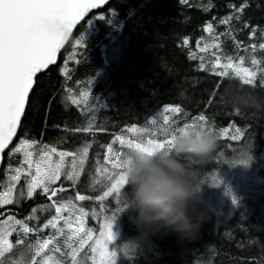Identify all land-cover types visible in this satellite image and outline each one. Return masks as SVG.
Listing matches in <instances>:
<instances>
[{
	"label": "trees",
	"instance_id": "obj_1",
	"mask_svg": "<svg viewBox=\"0 0 264 264\" xmlns=\"http://www.w3.org/2000/svg\"><path fill=\"white\" fill-rule=\"evenodd\" d=\"M242 2L109 0L77 25L58 53L56 66H49L41 78L45 103L33 111L28 138L42 142L34 146L36 152L47 143L74 152L85 141L90 142L80 180L73 186L62 176L55 186H63L65 191H58L54 198H71L88 216L95 213L99 221L88 220V225L96 229L93 237L106 215H112L109 210L116 207V200L112 196L95 200L105 189L89 187L88 178L95 175L96 167L106 164L103 157L116 136L134 139L139 133L135 130L141 128L133 130L132 125L151 128V118L159 121L165 104L181 106L179 113H167L175 126L191 123L193 117L203 113L215 128L235 124L242 129L238 140L219 139L214 156L198 165L201 208L206 209L199 230L188 238L159 230L145 240L131 219V207H123L112 223L116 234L109 244V250L116 252L115 264H264V112L236 114L224 95L228 85L260 93H264V85L259 82L260 76L248 86L237 78H217L197 67L201 57L204 62L213 59L210 49L219 40L217 55L234 59L255 56L260 61L257 65L248 59L244 66L264 69V50L259 48L264 42V0H247L241 13L247 27L235 19L228 25L219 23L233 11L230 5L238 7ZM209 22L212 32L204 30ZM252 26L257 32L249 36ZM81 38L83 44L75 45ZM82 93H87L86 100ZM70 95L80 101L79 105L72 103ZM89 118H94L97 131H72L86 127ZM7 151L0 165V187L7 179V165H15L20 159L19 155L9 159ZM71 161L72 157L66 156V169ZM214 174L220 183L213 182ZM76 192L92 199L78 201ZM48 203L38 189L33 198L10 206V214L22 219L31 207ZM38 217L37 221L26 222L31 227L49 218L41 212ZM51 231L43 229L41 234L46 236ZM16 236L12 234L13 242Z\"/></svg>",
	"mask_w": 264,
	"mask_h": 264
},
{
	"label": "snow or ice",
	"instance_id": "obj_2",
	"mask_svg": "<svg viewBox=\"0 0 264 264\" xmlns=\"http://www.w3.org/2000/svg\"><path fill=\"white\" fill-rule=\"evenodd\" d=\"M103 3L104 0H0V160L6 150L9 159L14 155L20 156L18 163L7 165V179L0 187V264H115L116 252L109 250V244L113 240L112 223L115 216L126 206L125 191H122L127 183L123 160L125 152H116L109 144L103 159L111 167L98 166L95 175L88 178L89 187L101 182L106 184V190L102 195L95 196V200L102 201L109 196L116 200V207L109 210L112 215L105 218L100 225L99 234L93 237L92 229L84 228V218L87 215L85 209L78 207L71 198H54L58 191H65L63 186L59 189L55 186L62 176L73 186L80 180L90 142L85 141L74 152L58 149L51 143L43 144L36 152L34 146H39L42 142L28 138V125L33 111L42 108L45 103L41 78L49 66H56L58 53L68 41L76 22L88 10ZM229 7L233 11L221 18L219 23L228 25L235 19L247 27V21L241 17L247 7V0H243L238 7ZM204 30L212 32V23H206ZM261 31L264 32V28ZM256 32L257 28L252 26L249 36H254ZM82 44V38L75 41V45ZM214 46L219 48V40L215 41ZM204 47L207 48L208 45L205 44ZM251 47L254 48L255 45ZM259 48L264 50V42L259 44ZM189 56L191 58V53ZM212 57L207 66L201 57L197 67L213 73L217 78H237L242 85L248 86L254 84L259 71V82L264 85V69L253 70L244 66V56L234 59L230 55L221 56L213 52ZM259 62L255 56L252 57L253 66ZM81 95L86 100L87 93ZM68 98L73 104L79 105L80 101L76 97L70 95ZM169 111L179 113L181 106L165 104L159 113L160 120L153 116L150 121L152 127L140 129L145 136L152 138L139 142L135 139L125 140L120 136L114 139L128 150L163 147L171 140L170 136L164 134L165 127L172 126L178 130L189 124L175 126L174 121H169ZM233 111L240 114L235 109ZM207 119L201 113L193 117L191 123L199 121L207 124ZM93 121L94 118H89L86 127H78L72 131L95 132L98 129L93 127ZM212 127L215 129L214 125ZM132 129L135 130L136 125H132ZM219 132L224 135L228 133V128H220ZM157 136L163 138L156 139ZM240 136V129H235L231 139L235 141ZM54 155L58 158L54 159ZM69 155L72 161L66 169L64 158ZM212 180L220 183L215 174ZM38 189L41 195L47 197V205L31 207L28 215L22 219H18L16 214H10V206H18L22 200L33 198ZM75 199L84 201L92 197L76 192ZM233 200L236 201L235 196ZM45 208L53 210L54 214H50L43 223H35L30 227L26 221H37L38 210ZM49 228L52 231L46 236L41 234L43 229ZM13 233L17 234L14 242L9 239ZM33 236L35 239H32ZM249 264L256 262L249 261Z\"/></svg>",
	"mask_w": 264,
	"mask_h": 264
},
{
	"label": "clouds",
	"instance_id": "obj_3",
	"mask_svg": "<svg viewBox=\"0 0 264 264\" xmlns=\"http://www.w3.org/2000/svg\"><path fill=\"white\" fill-rule=\"evenodd\" d=\"M224 95L241 115L264 112V93L228 85ZM164 134L171 140L163 147L132 148L123 157L125 207H131V219L145 240L159 230L174 231L182 238L199 230L206 209L201 208L198 165L210 160L219 146L218 132L199 121L178 130L167 126Z\"/></svg>",
	"mask_w": 264,
	"mask_h": 264
},
{
	"label": "rangeland",
	"instance_id": "obj_4",
	"mask_svg": "<svg viewBox=\"0 0 264 264\" xmlns=\"http://www.w3.org/2000/svg\"><path fill=\"white\" fill-rule=\"evenodd\" d=\"M211 51H213V52H216V47L215 46H213L211 49H210ZM217 54V53H216ZM248 59H252V57H246L245 58V61L244 62H247V60ZM205 63H206V66L210 63V62H208V61H205ZM253 70H254V68H253ZM260 76V72L258 71L257 72V77L256 78H258ZM158 119H160V118H158ZM151 121V120H150ZM207 124H209L208 122H207ZM211 125V124H210ZM136 128H141V129H143V128H146V126H143V125H139V126H136ZM222 128H228V133H226V134H224V135H220V132H219V129L218 128H215L216 129V131L218 132V135H219V139H223V138H229V139H231V135L232 134H235V129H240V132H241V136H242V129L239 127V126H237V125H235V124H230V125H228V126H224V127H222ZM133 131V130H132ZM135 131H137V132H139V133H137V134H134V139L135 140H137L138 142L139 141H144V140H146V139H148V138H152V137H147V136H145V134L143 133V132H141L140 131V129H137V130H135ZM130 135H133L132 133H130ZM240 136V137H241ZM159 136H157V137H155L156 139L158 138ZM126 139V138H125ZM126 140H132V139H130L129 137H127V139ZM111 145H112V148H113V150L114 151H116V152H120V153H123V152H126L128 149L126 148V146H122L121 144H120V142L118 141V140H116V139H113V141H112V143H111ZM54 159H57L58 158V156H56V155H54V157H53ZM64 160H65V162H66V157L64 158ZM66 164V163H65ZM102 166H104V167H111L110 165H108L107 163L106 164H104V165H102ZM97 186H101L102 188H104L105 190H106V184L105 183H103V182H101V183H99V184H97ZM38 212H41V215L42 216H49V211L48 210H46V208L45 209H40V210H38ZM38 212H37V216H38ZM106 217H108V215H106ZM84 220H85V223H84V228L85 229H92V235H94L95 234V232H96V229L93 227H90L89 225H88V220H96V221H99L98 220V217L95 215V214H91L90 216H88V214L85 216V218H84ZM100 225L98 226V229H97V234H96V236L99 234V231H100ZM112 233H113V237L115 236V234H116V228H114V227H112ZM96 236H94V237H96ZM9 239L11 240V241H13L12 240V235L9 237Z\"/></svg>",
	"mask_w": 264,
	"mask_h": 264
},
{
	"label": "water",
	"instance_id": "obj_5",
	"mask_svg": "<svg viewBox=\"0 0 264 264\" xmlns=\"http://www.w3.org/2000/svg\"><path fill=\"white\" fill-rule=\"evenodd\" d=\"M108 1H109V0H104V3L98 5L97 8H93V9L88 10V11L82 16V18H81L79 21L76 22V24H75L74 27H73L72 32L69 34V38H70V36L72 35V33H73V31L75 30V28L77 27V25L80 24L81 21H82L84 18H86V17H87V16H88L93 10H96V9H98V8H102L105 4H107ZM66 43H67V41H66L65 44L62 46V48L66 45ZM62 48H61V49H62ZM1 161H2V160H0V165H1Z\"/></svg>",
	"mask_w": 264,
	"mask_h": 264
},
{
	"label": "bare ground",
	"instance_id": "obj_6",
	"mask_svg": "<svg viewBox=\"0 0 264 264\" xmlns=\"http://www.w3.org/2000/svg\"><path fill=\"white\" fill-rule=\"evenodd\" d=\"M89 16V15H88Z\"/></svg>",
	"mask_w": 264,
	"mask_h": 264
}]
</instances>
